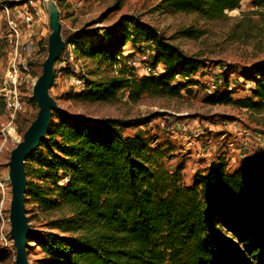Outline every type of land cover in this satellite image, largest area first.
<instances>
[{
    "label": "trees",
    "instance_id": "trees-1",
    "mask_svg": "<svg viewBox=\"0 0 264 264\" xmlns=\"http://www.w3.org/2000/svg\"><path fill=\"white\" fill-rule=\"evenodd\" d=\"M242 1L160 0L157 8L216 21ZM254 3L264 8V0ZM179 34L195 40L203 32L189 28ZM69 42L76 59L91 64L78 67L83 100L115 102L126 93L132 102L179 97L204 67L201 57L186 54L133 16L116 27L77 32ZM139 43L153 70L137 75L124 65L113 73L123 48ZM252 71L244 75L249 96L232 100L230 92L217 97L213 90L208 103H232L264 120V61ZM54 116L24 166L25 201L36 206L32 219L55 231L30 230L29 241L44 264H264V155L252 171H229L228 159L220 156L188 184L182 166H167L159 147L124 135L123 129L144 124L143 118ZM9 255L0 248V261Z\"/></svg>",
    "mask_w": 264,
    "mask_h": 264
},
{
    "label": "rangeland",
    "instance_id": "rangeland-1",
    "mask_svg": "<svg viewBox=\"0 0 264 264\" xmlns=\"http://www.w3.org/2000/svg\"><path fill=\"white\" fill-rule=\"evenodd\" d=\"M47 1L34 0L36 8L40 10L41 21L33 31L35 51L26 57L24 67H21L23 74L20 79L19 100L22 107L13 115L2 104L0 107V248L10 254L0 264H16L17 248L11 233L12 185L8 178L9 161L13 149L24 140L26 131L39 114L40 106L34 98L33 88L44 72L49 54L48 42L52 28L46 9ZM54 1L58 8L64 48L52 67L53 78L48 89L53 103L50 123L56 119V113L83 115L93 120L143 118L144 124L123 129L124 135L140 136L143 140L152 142L153 147H159L165 153L167 166L172 169L182 166L185 182L188 184L193 182L196 172L204 170L220 156L228 159L229 171L235 170L237 165L232 161L234 158L241 161L237 154L244 141L248 143L249 153L259 151L264 142V120L260 116L232 103H208L213 90L219 91L220 95L217 97L230 92L232 100L249 96L250 83L246 82L244 75L253 73L255 64L264 61V8L257 7L254 0L242 1L237 8L227 11L224 18L216 21L203 20L197 14L164 13L157 8L160 0ZM8 2L12 9L31 8L28 0ZM126 15L154 26L186 54L197 55L204 60V67L193 76L194 84L182 90L181 96H143L137 102L130 101L127 93L115 102L78 98L80 88L75 87L72 80L78 76L79 65L83 64L85 67L91 64L85 59H76L78 53L69 44V40L77 32L116 27ZM189 28L199 29L203 34L195 40L180 37L179 32ZM0 36L3 37L0 38L2 102V79L10 50L7 40L9 28L4 17L0 22ZM141 47L142 43L123 48V58L118 57L112 65L113 73L127 65V69L137 75L145 74V65H152L149 53L143 52ZM69 54L73 55V61L65 58ZM61 61L66 62V65L61 64ZM103 69L109 71L108 67L103 66ZM155 69L161 73V67ZM74 70L76 75L71 72ZM90 77L93 78L94 75ZM196 132L199 134L196 135ZM224 134L227 135L222 138ZM208 141L215 144L213 151H209ZM255 167L256 165L251 167V171ZM25 199V216L29 225L26 257L30 264H44L41 251L35 243L29 241V233L30 230L38 233L55 231L32 219L36 206L27 203Z\"/></svg>",
    "mask_w": 264,
    "mask_h": 264
},
{
    "label": "built area",
    "instance_id": "built-area-1",
    "mask_svg": "<svg viewBox=\"0 0 264 264\" xmlns=\"http://www.w3.org/2000/svg\"><path fill=\"white\" fill-rule=\"evenodd\" d=\"M28 4H30L31 8L28 7L24 11H20L16 8L12 9L8 0H0V11H3L2 17H4L5 23L9 28V36L7 37V40L10 43L7 66L2 79V102L0 99V107L2 104L4 109L10 111L12 115L22 107V102L19 100L20 79L23 74L21 67H24L23 65L26 57L35 51L33 31L41 21L40 10L36 8L34 0H28ZM0 38L2 39L3 37L0 36ZM146 57L147 56L145 55V58ZM65 58L69 61H73V55L71 54L67 55ZM64 61H61V64L63 63L66 65V62ZM152 70V67L145 65L146 74L150 73ZM72 84L75 87L80 88L82 86V80L79 78H73ZM198 134L199 133L196 132V135ZM226 135L227 134H224L222 138ZM207 144L209 151L215 149V144H211V141H208ZM247 144L248 143L244 141L243 147L238 149L237 156L241 158V161H245L251 156ZM258 152L261 157L264 155V142L260 145ZM1 185L2 184L0 183V186Z\"/></svg>",
    "mask_w": 264,
    "mask_h": 264
},
{
    "label": "water",
    "instance_id": "water-1",
    "mask_svg": "<svg viewBox=\"0 0 264 264\" xmlns=\"http://www.w3.org/2000/svg\"><path fill=\"white\" fill-rule=\"evenodd\" d=\"M46 9L49 13V22L52 28V32L49 35V42H48L49 54L45 61L44 72L42 76L46 74V70L47 68H49L51 76L49 83L46 85V87L49 89V86L51 85L53 78V68H52L53 63L56 61L57 57L61 54V51L64 48V44L60 34L61 23L59 21L58 8L56 6L55 1L48 0L46 4ZM52 107H53V103L51 99V105L48 107L47 109L48 112L46 114L47 123L46 121L44 122V127H42V129H38L33 133H30V129L32 126L31 125L30 128L26 131L24 136L26 147L24 148V151L21 152L16 151V153H13L14 150L17 147H19L20 145L19 144L16 148L13 149L11 153L13 158L18 157V171L20 172V182H18L15 186L12 187L13 202L11 201V223H12L11 233L17 248L16 264H30L26 257V249H27L26 237L29 232V225L27 218L25 216V206H24V199L26 192L25 189L27 183V175L24 169V163H25L24 160L28 158V156L39 146L41 140L45 138L50 124Z\"/></svg>",
    "mask_w": 264,
    "mask_h": 264
},
{
    "label": "bare ground",
    "instance_id": "bare-ground-1",
    "mask_svg": "<svg viewBox=\"0 0 264 264\" xmlns=\"http://www.w3.org/2000/svg\"><path fill=\"white\" fill-rule=\"evenodd\" d=\"M50 76L51 75H50L49 68H47L46 74L38 78L37 81L35 82L33 92H34V97L40 106V109H39V116L33 122L31 129H30V133H33L34 131L38 129H42V127H44V122L47 120L46 114L48 112L47 110L48 107L51 105V97L48 93V88L46 87V85L50 81ZM36 144H37V141H36ZM25 147H26L25 141L24 140L20 141L19 147H17L13 153H16V151H19V152L24 151ZM8 178L10 180L12 187L15 186L18 182H20V172L18 171V157L13 158L12 154L10 156V161H9Z\"/></svg>",
    "mask_w": 264,
    "mask_h": 264
},
{
    "label": "crops",
    "instance_id": "crops-1",
    "mask_svg": "<svg viewBox=\"0 0 264 264\" xmlns=\"http://www.w3.org/2000/svg\"><path fill=\"white\" fill-rule=\"evenodd\" d=\"M19 10L24 11L23 9H19ZM2 16H3V11L1 10L0 11V22L2 20V18H1ZM250 154H251L250 158L245 160V161L236 160L234 158V161H232V162L236 163V165H237V168H235V170L239 169V168L252 169L251 167L257 165V160L261 157L258 150L256 152H250ZM248 167H250V168H248Z\"/></svg>",
    "mask_w": 264,
    "mask_h": 264
}]
</instances>
